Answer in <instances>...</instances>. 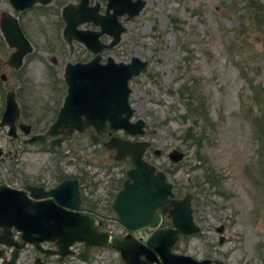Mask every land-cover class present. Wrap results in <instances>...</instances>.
<instances>
[{
	"label": "rangeland",
	"instance_id": "374dc122",
	"mask_svg": "<svg viewBox=\"0 0 264 264\" xmlns=\"http://www.w3.org/2000/svg\"><path fill=\"white\" fill-rule=\"evenodd\" d=\"M61 1L47 9L48 16L30 10L22 17L36 47L25 78L39 108L48 105L50 124L66 96V63L92 57L78 44L70 54L62 39ZM78 2L63 0L62 6ZM98 2L104 11L107 0ZM0 9H10L8 0H0ZM125 26L121 42L104 51L102 60L129 62L137 56L149 63L130 81L132 120L146 122L140 140L148 138L162 151L156 156L149 150L146 160L167 174L177 198L192 195L195 222L202 229L181 239L175 251L196 260L264 264V0H146ZM174 149L186 154L179 164L168 158ZM62 152L66 162L76 159L87 174H98V181L123 176L131 167L128 161H110L79 134ZM44 153L42 167L49 170L56 155ZM42 157L27 156L29 163ZM208 171L211 185L205 181ZM221 225L223 242L217 232Z\"/></svg>",
	"mask_w": 264,
	"mask_h": 264
},
{
	"label": "water",
	"instance_id": "95a60500",
	"mask_svg": "<svg viewBox=\"0 0 264 264\" xmlns=\"http://www.w3.org/2000/svg\"><path fill=\"white\" fill-rule=\"evenodd\" d=\"M51 0H42L48 4ZM89 0H82L79 10L76 12L71 7L66 8L63 18L67 25L65 28V39L71 44L73 39L85 43L95 54L99 53L105 46L99 43V37L105 32L114 37L108 47H114L121 41V35L126 28L118 22V16L125 13L132 19L139 15L145 7V0H109L107 15L99 16V6L92 9V15L86 16L85 9ZM18 10L31 7L35 0H11ZM113 9L114 13L109 11ZM82 17L80 18V16ZM85 15V16H84ZM91 21L99 25L102 32H84L78 30L79 24ZM7 43L16 47L17 51L12 55L16 67L22 65L25 55L32 52V47L23 35L16 19L2 25ZM95 44V45H94ZM97 56L91 62L83 65L69 64L66 70V82L69 86L68 96L64 106L61 108L56 122L51 125L48 135L59 136L53 141V145H61L70 139L77 130L83 132L86 127L93 125L98 132L104 127L106 121L110 122L112 130L123 129L129 135H144L145 121L139 119L131 122L135 110L131 108L129 96L132 92L129 81L137 77L146 69L148 62L138 57H133L130 63H117L112 58L107 64L100 63ZM17 104L14 99L8 100V108H14ZM10 111L3 117L1 125L8 120ZM96 142L97 139L94 138ZM111 149H116L117 160L130 157L133 167L127 171V180L124 187L117 193L113 200L112 208L116 211L123 224L131 232L150 230L152 233L142 244L137 242L133 236L128 241L117 238L111 239L96 231V222L89 216L78 213L67 212L55 204L33 205L29 200L22 199L15 206L10 200L8 206H0V226L15 227L24 231L47 232V235L59 236L55 231L61 230V240L85 241L87 245L110 246L121 252L126 264H212L211 260L197 261L190 256L173 253V247L178 242L180 234L188 237L199 233L201 228L196 225L191 208V196L186 195L183 199H175L173 185L166 181L165 173L157 171L155 166L144 160V154L151 146L148 141L130 142L118 137H112L105 144ZM161 154L160 150L155 152ZM1 155V150H0ZM185 154L179 150H173L169 158L173 163L181 162ZM67 184H62L57 189L49 192L60 205L68 204L70 198L66 190ZM14 192L3 193L8 197H14ZM78 199L77 192L74 193ZM168 214L172 219V228H158L162 215ZM36 222H43L36 223ZM39 225V226H36ZM223 232V228L218 229ZM23 237L27 240L26 236ZM44 238V236H43ZM68 245V244H66ZM143 257V259H142ZM218 264H223L218 262Z\"/></svg>",
	"mask_w": 264,
	"mask_h": 264
},
{
	"label": "flooded vegetation",
	"instance_id": "af4514ba",
	"mask_svg": "<svg viewBox=\"0 0 264 264\" xmlns=\"http://www.w3.org/2000/svg\"><path fill=\"white\" fill-rule=\"evenodd\" d=\"M9 8V10L0 9V20L4 15L16 13L13 6L9 5ZM30 10H34L40 17L41 15L48 16L47 7L43 5H36ZM30 10L19 15L22 28H24V19H21V16L23 17ZM13 52L14 49L5 43L0 31V121L7 108L8 95L15 98L20 111L19 118L15 122L13 136L8 135V125L0 129V141L4 140L0 144L4 151L0 157V185L18 192L16 195L27 197L34 203H47L51 197H43L46 192L63 182L77 181L83 200L78 211L95 217L100 232H107L111 236L124 238L128 234V230L120 224L119 219L111 209V205L108 204L110 188L112 186L118 187L123 183L120 175H115L112 178L108 175L99 183L96 182L98 186L95 187L93 181H98L97 177L92 173H85L82 165L76 162V159L69 158L66 162L65 157L61 156L57 159L53 158L51 169L42 167L43 159L45 160L44 152L49 153L51 139L47 138L44 142H30V140L34 136L46 134L50 126L48 105L39 108L38 101L32 95L31 81L25 78V68L29 63V55L25 58L23 66L16 70L9 64ZM39 62L44 66L43 60H39ZM109 132V129H106L99 136V144L93 145V147L101 153L109 154L112 158L115 152L107 150L103 145L109 137ZM81 135L86 136V140L90 141L89 130ZM59 150L56 149V152ZM31 155H43L42 158H38L41 162L33 160L29 163L27 156L31 157ZM97 187L99 188L97 189ZM36 195L42 197H36ZM103 202H107V205ZM142 234L146 236L147 233L143 232ZM39 237L41 236L33 234L31 236L32 242L25 243L20 231L12 229L11 232L9 230L7 232L0 227V240L14 243L11 247L0 243V264H103L105 260L111 259L110 254H115L120 260L119 253L113 249L90 248L84 243L76 242L65 250L62 248L59 239L42 240ZM106 252L109 255H106Z\"/></svg>",
	"mask_w": 264,
	"mask_h": 264
},
{
	"label": "trees",
	"instance_id": "16d2710c",
	"mask_svg": "<svg viewBox=\"0 0 264 264\" xmlns=\"http://www.w3.org/2000/svg\"><path fill=\"white\" fill-rule=\"evenodd\" d=\"M257 13H258V12L255 11V14H257ZM190 105H191V104H190ZM191 107H192V105H191ZM192 109H193V108H192ZM189 132H191V130H189ZM188 137L191 138V139H192V138H195L194 134H190V133H188ZM192 140H193V139H192ZM195 140H196V139H195ZM199 143H200V142H199Z\"/></svg>",
	"mask_w": 264,
	"mask_h": 264
}]
</instances>
